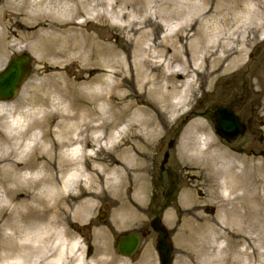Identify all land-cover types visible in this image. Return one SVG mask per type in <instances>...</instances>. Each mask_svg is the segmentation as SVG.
Masks as SVG:
<instances>
[{"label":"bare ground","instance_id":"bare-ground-1","mask_svg":"<svg viewBox=\"0 0 264 264\" xmlns=\"http://www.w3.org/2000/svg\"><path fill=\"white\" fill-rule=\"evenodd\" d=\"M252 1L253 5L245 10L250 29L243 31L241 0H181L173 8L164 7L162 0H19L20 4L16 8L19 14L25 16L27 27H30L28 29L38 28L43 31L39 35L35 32L27 37L35 40L33 49L36 48L42 58L54 60L56 64L70 53H81L85 47H95V52L110 57L107 62L109 65L105 66L107 77L110 76L101 80L102 85L109 91H116L119 87L127 91H123V96L116 103L109 96L107 108L86 112L83 120L88 121L85 120L82 126L60 121L52 127L50 116L46 114L43 121L33 125V128L42 130L43 143L35 145L23 161L17 159V151L8 150L12 147V140L0 133V149L7 151L5 158L0 159V259L18 253L26 254L27 258L40 255L42 248L21 243L26 234L34 233L42 227L64 226L66 212L72 207L76 210L74 218L81 222L93 210L92 200L99 196L90 193L89 175L83 171L69 186L82 187L79 193L65 196L66 191L60 190L51 206L49 201L36 197L35 191L39 184H21L14 181L13 177L24 170L43 169L47 176L41 183L55 185L58 190L63 189V175L71 164L77 165L75 169H80L83 151L79 159L69 161L63 157L62 150L76 145L99 148L100 142L105 140V133L114 128L115 133H108L107 143L111 145L126 134L125 141L120 140L115 147V155L122 157V160L104 154L100 157V169L89 166L87 170L95 175L92 183L97 188L101 187L103 193L120 192L124 185V174L131 178L133 202L121 200L114 211L117 213L114 221L119 227L129 225L128 218L134 219L139 212L134 207L140 208L147 194L146 167L143 161L149 156L160 128L187 105L195 93V86L205 94L214 79L237 66L243 60L248 44L264 29V0ZM116 18L123 21L122 28L127 36L122 38L121 46L115 49L109 44L99 46V38L85 31L89 25L93 27L92 32L97 27L108 28L111 26L108 22L112 23ZM100 21L102 26L98 24ZM163 25H169L167 31H171V35L158 41L156 29ZM172 25L180 29L188 26L192 33H187L181 39L180 30L175 32L171 29ZM8 33L9 28L1 22L0 55L6 47L7 36L10 35ZM149 37L153 39L147 44L146 39ZM177 39L178 42H175ZM194 39L197 42L191 45ZM112 54L117 58L114 59ZM198 54L203 57L200 64L196 62ZM10 101H0V105H7L6 102ZM25 101L31 102V99L24 97L15 105L20 107ZM39 102L32 106L43 108L47 105L45 100ZM130 113L132 117L125 122ZM150 113L153 116H149ZM123 124L127 129L117 130ZM192 128L177 151L179 159L184 161L193 155L202 158L198 167L187 170L191 171L196 182L206 181L214 185L217 176H221V183H215L207 201L219 204L218 211L222 212L224 220L217 217L218 222L212 224L200 211L199 201L191 192H187L182 200V205L187 208L184 215L203 223L196 227L188 225L186 232L189 234L198 228H206L210 233L208 248L204 245L199 248L210 254L208 250L213 248L210 245L213 246L218 240L234 238L241 242L244 235L255 231L256 223L253 220L256 219V209L253 205L264 202V176H261L264 165H253L252 160L248 159L229 158L223 153L208 157L207 150L199 148L197 139V134L205 131L203 124L194 122ZM122 146L125 148L121 149ZM102 151L99 148L100 154ZM238 169L239 173L236 172ZM13 183L16 186L9 187ZM218 186L223 190V195L216 189ZM69 200H74L73 205ZM188 221L191 220H187V224ZM52 239L54 237H48L45 243ZM246 242L249 243L247 239ZM79 249L75 256L68 257L69 264H76L78 258L87 264L83 255L78 254ZM108 254V249L97 250L95 257L101 255L104 259L94 257L93 261L95 264H116L114 259L107 260ZM243 254L231 251L226 256V264H241ZM57 255L58 252L45 255L41 264H47L48 260L55 259Z\"/></svg>","mask_w":264,"mask_h":264},{"label":"rangeland","instance_id":"rangeland-1","mask_svg":"<svg viewBox=\"0 0 264 264\" xmlns=\"http://www.w3.org/2000/svg\"><path fill=\"white\" fill-rule=\"evenodd\" d=\"M179 1L181 0H162V4L164 7L173 8ZM197 1L199 2V0ZM253 3L252 0H241L240 15L243 31L250 29V22L247 20L245 10ZM19 4V0H1L0 23L2 22L9 28L8 34L10 35L7 36L6 47L0 55V72L12 57L22 54L30 57L32 71L17 97L6 102L7 105L16 104L26 97L30 98L31 102L25 101L20 107L36 108L38 105H32L45 100L47 105L43 109L50 116L52 127L60 121L82 126L88 121V119L83 120L86 112L107 108L109 96L113 97L114 103L121 99L123 91H127V89L119 87L116 91L114 89L109 91L102 85L101 80L104 81L110 76L107 77L108 73L105 72L107 71L105 66L109 65L107 62L110 57L95 52V47H85L81 53H70L67 58L59 60L56 64L54 60L42 58L37 49H33L35 40L27 37L32 36L35 32L39 35L43 31L38 28L28 29L30 27H27L25 16L19 14L16 8ZM149 12L153 14L152 10ZM14 22H16L15 25ZM108 23L111 24L108 28L97 27L96 31L92 32L93 27L89 25L85 31L99 38V46L109 44L115 49L114 47L121 46V40L127 34L122 28V20L116 18L112 23ZM98 24L103 25L101 21ZM160 27L156 29L158 41L171 35V31H167L169 25H163L161 29ZM171 29H174L175 32L180 30L179 38L181 39L187 33L189 35L192 33L188 26L180 29L172 25ZM152 39L151 37L146 39L148 40L147 44H150ZM178 40L174 41L178 42ZM196 42L197 40L194 39L190 44L195 45ZM248 45L243 54V60L237 66L214 79L205 94H202V91L195 86V93L190 97L187 105L171 116L167 125L160 128L159 136L156 138L149 156L143 161L146 167L147 194L140 208L134 207L139 209V212L134 219L128 218L130 219L129 225L119 227L114 221L117 214L114 211L119 207L121 200L133 202L134 190L131 178L124 174V185L120 188V192L116 190L112 194L103 193L101 187L97 188L96 184L92 183L95 175L87 170L89 166L100 169L102 166L100 157L104 154H111L119 161L122 160V157L115 155L117 153L115 147L120 140L125 141L126 134L110 145L107 143L108 133H115L116 128L105 133V140L99 144V148L103 150L101 154L98 147L81 146L83 157L79 162L80 169L85 175H89L90 193L99 196L92 200L93 210L81 222L74 218L75 207L67 210L64 227L69 230L68 235L79 234L82 238L83 247L79 249L78 254L83 255L87 264L89 261H95L97 250L102 251L103 249H108L107 260L114 259L116 264H159L156 251L157 234L150 228V222L155 217L161 220L162 227L167 231L168 244L172 248L171 264H226V256L235 250L244 253L241 257V264H264V202L257 203V205L250 204L256 209V219L253 220V223H256V229L253 233L244 235L243 241L238 242L234 238L227 241L220 239L213 246L210 245L213 247L208 250L210 254L207 253V250H200L201 245L208 248L210 233L206 228H198L199 230H194L189 234L186 232L188 225L196 227L203 223L184 215L187 208L182 205L183 196L187 192H191L199 201V209L203 212L202 214L211 220L212 224H216L217 217L222 220L223 214L218 211L219 204L215 205L207 200L210 199L215 183H221V176H217L214 185L211 184L212 186L206 181L196 182L191 176V171L187 170L190 167H198L202 158L193 155L181 161L177 155L186 134L193 129L192 124L199 122L205 128L204 132L197 134L199 148L203 151L207 150L208 157L223 153L229 158L238 157L252 160L253 165H264V29ZM112 56L114 59L117 58L114 54ZM197 58L196 62L202 63L201 54H198ZM216 108L231 109L243 124V133L234 141H226L218 136L216 132L217 120L214 115ZM152 114L150 113L149 116H153ZM131 117L132 114H128L125 122ZM120 128L127 129L124 124L117 127V130ZM122 143L120 144L122 145ZM124 148L121 147V149ZM166 154L168 157L165 160ZM6 155V149H0V159L5 158ZM76 166L71 164L63 175V179ZM236 172L239 173L240 170L238 169ZM261 176H264V173H261ZM170 179L173 181L172 186L167 184ZM81 188L69 187L65 196H74L79 193ZM216 189L221 195L224 194L219 186ZM167 192L169 193L167 194ZM260 192L262 193V191ZM73 202L74 200L70 201L71 205ZM64 208H67V204ZM102 213H104L103 219L100 221L98 216ZM187 220H191L188 221L189 224H187ZM128 234H137L141 237L138 252L129 259L121 257L116 250L118 240ZM246 239L249 243L246 242ZM101 257L100 255L95 258L101 259Z\"/></svg>","mask_w":264,"mask_h":264},{"label":"clouds","instance_id":"clouds-1","mask_svg":"<svg viewBox=\"0 0 264 264\" xmlns=\"http://www.w3.org/2000/svg\"><path fill=\"white\" fill-rule=\"evenodd\" d=\"M47 112L39 107H17L15 104L0 105V133L12 140V147L9 151H17V159L23 161L31 153L32 149L38 143H43L41 137L43 132L39 128H33L37 121H43ZM32 129L31 131H29ZM21 145L23 147H21ZM63 157L69 161H76L81 155V147L79 145L70 146L63 150ZM82 169L70 170L64 178L63 189H57L55 185L41 183L45 180L47 173L43 169L35 171L24 170L17 176L13 177L14 181L21 184H39L35 195L40 199H44L51 203L56 197L58 191H66L68 187L79 178ZM15 183L10 184L9 187L14 188ZM5 204L8 201L5 199ZM68 229L64 226L60 227H42L34 233H27L23 244H31L33 248H42L43 252L40 255L27 258L26 254L18 253L10 257L0 259V264H41L45 255H51V252H58L55 259L47 261V264H69L68 257H73L78 248L83 247L82 238L79 234L68 235ZM54 239L47 241L48 237ZM51 249V252L49 251ZM101 259H104L101 257ZM76 264H83V259H76ZM89 264H95L94 261H89Z\"/></svg>","mask_w":264,"mask_h":264},{"label":"water","instance_id":"water-1","mask_svg":"<svg viewBox=\"0 0 264 264\" xmlns=\"http://www.w3.org/2000/svg\"><path fill=\"white\" fill-rule=\"evenodd\" d=\"M29 60L26 56L14 58L6 70L0 74V100H10L17 95L20 85L29 75ZM217 131L221 137L235 139L242 132V125L234 114L226 109H217ZM151 228L158 234L157 251L161 264H170L171 248L167 244V234L160 226L158 218L151 222ZM139 246V237L130 235L118 243V252L126 257L132 256Z\"/></svg>","mask_w":264,"mask_h":264}]
</instances>
